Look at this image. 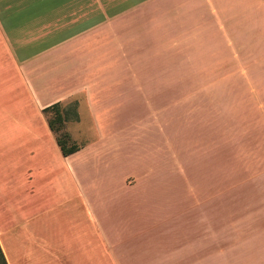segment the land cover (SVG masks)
<instances>
[{"label":"crops","instance_id":"obj_1","mask_svg":"<svg viewBox=\"0 0 264 264\" xmlns=\"http://www.w3.org/2000/svg\"><path fill=\"white\" fill-rule=\"evenodd\" d=\"M248 31L264 36V0H0V90L8 102L10 88L23 97L13 101L18 115L0 121V144L40 143L16 160L33 162L27 172L36 178H58L19 193L0 162V243L8 263L264 264V171L211 166L216 117L200 100L223 64L218 49L225 64L235 63ZM140 96L155 121L122 127L123 97L131 105ZM56 103H75L76 123L87 110L92 128L84 143L70 132L82 148L69 155L45 117ZM176 107L178 120L188 122L189 145L166 129ZM152 127L164 134L161 154L137 153L134 170L122 176L121 137ZM205 152L203 183L197 162ZM166 169L176 176L172 184L163 182ZM49 223L62 230L50 231Z\"/></svg>","mask_w":264,"mask_h":264},{"label":"rangeland","instance_id":"obj_2","mask_svg":"<svg viewBox=\"0 0 264 264\" xmlns=\"http://www.w3.org/2000/svg\"><path fill=\"white\" fill-rule=\"evenodd\" d=\"M262 39H264V36L260 37L256 32H244L243 38L238 40L243 46L240 45L238 51H236L237 49L234 50L235 63L227 62L228 64H225V52L222 53V49H218V59L219 61L223 59V64L220 62L218 63V78L212 81H205L203 85L210 94L200 97L201 103L212 106L213 116L216 117V122L213 124L212 129V137L215 140L213 145L217 150L218 158L212 161L211 166L217 167L219 173L226 168L231 170L244 169L252 171V173L264 171V41L262 42ZM227 60L230 61L228 58ZM10 90L11 97L9 102L5 98L3 99L2 91L0 90V121L12 119L13 115H18L14 109L15 102L13 101H17V98L21 99L23 97L14 94L13 88H10ZM123 98L126 99V102H124L122 106L127 108L121 112L120 122L122 123V127L128 121L142 122L144 124L155 121L156 117L154 118V115L152 116L153 113L147 111L144 105H140V101L143 100L141 96L136 99V104L134 103L131 105H127V103H129V97ZM154 99H156L158 103H161V95L156 96ZM76 108L75 103H70L67 106L60 105L55 110L45 113V117L47 120L55 118L56 110H59L65 116L66 122H68V124L65 123L64 128L59 134L61 135L65 132L70 134L71 132L79 143H84L87 140L93 139V134H91L92 128L88 126V114L85 109H81V114L79 113L82 115V119H80L81 122L76 123L71 121L78 118ZM177 111L178 109L176 107L175 111L172 113V116L176 115L177 120H173L169 130L168 127H166V129L169 135H173L175 139L178 138L179 132L182 143V135L184 140L186 132H188L186 129L189 128L187 127L188 122H186V120L184 121L182 116H180L181 119L178 120L179 116H177ZM185 122L187 123L186 126ZM142 130L144 129L140 128L137 129V131L132 129L128 136L124 134L121 137L120 134H118L123 143V156L120 165L122 176L128 174L130 170H134V166L137 165V162H134L137 153L150 151L158 153L159 155L161 154L160 140H164V134L161 132V129H153L152 127L148 131H145L144 134H142ZM207 130L209 132V128H207ZM115 131H117V129H115ZM130 136L133 144H129V142L126 144ZM125 137L127 139L124 142ZM191 138L192 137L185 138V145L190 144ZM18 141L19 140L5 145L0 144V162H6L5 168H8V172L5 173L8 174V179L10 178V184L22 187L19 193L27 191L26 194L36 192V190L40 189V186L53 185V180L57 176H42L41 178H36L34 172H27V170H29L27 166L30 163L34 164L33 162L28 160V158L24 159L27 165L22 166L19 161L16 160L19 159L17 158L19 152L24 153L25 157H28L31 152H38L40 150V143L29 140L26 141L25 145H20L23 143H18ZM42 150H45V148ZM198 156L197 168H201V171H203V174L200 173V176L202 182L205 183L209 181L207 168L210 167V159H204L207 157V152H205L204 157L200 154H198ZM167 159L168 158L163 159L164 166H168ZM199 159L201 160L199 161ZM141 161L144 162L145 166V156ZM93 168L94 167H92V169ZM170 168H172L171 164H169V170ZM164 172L167 173V169ZM168 175L170 176L166 175L163 182L172 184L176 176H173L174 173L171 171ZM255 177V175H248L244 178L253 179ZM218 178L220 181L223 179V176L219 175ZM55 184H58V181L55 182ZM53 186H50L48 192H52V189H54ZM29 208H32V213L30 214H33V205H29L27 209ZM129 215V210H126V212L122 211V219H126ZM49 227H52L50 231L62 230L60 229L61 226L57 227L50 223ZM121 241L124 243V240Z\"/></svg>","mask_w":264,"mask_h":264},{"label":"trees","instance_id":"obj_3","mask_svg":"<svg viewBox=\"0 0 264 264\" xmlns=\"http://www.w3.org/2000/svg\"><path fill=\"white\" fill-rule=\"evenodd\" d=\"M60 105H61L60 103H56L50 107H47L45 109V112L53 111ZM49 124L51 129L58 134L57 140L64 155L72 154L74 152L79 151L82 148L81 144H78L72 140V137L68 132H65L61 135L59 134V132L64 128L65 125V116L59 110H56L55 118L49 119ZM0 264H9L5 256V253L3 251V248L1 246V243H0Z\"/></svg>","mask_w":264,"mask_h":264}]
</instances>
